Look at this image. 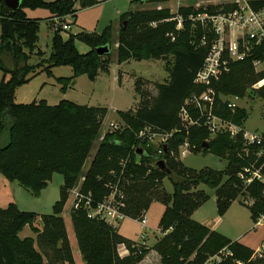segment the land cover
I'll return each mask as SVG.
<instances>
[{"label":"trees","instance_id":"obj_1","mask_svg":"<svg viewBox=\"0 0 264 264\" xmlns=\"http://www.w3.org/2000/svg\"><path fill=\"white\" fill-rule=\"evenodd\" d=\"M139 1L132 2L131 10L121 16L116 29L111 23L101 34L82 30L70 34L67 39L61 28L54 30L52 52L47 58L38 49L42 20L28 17L24 9H46L51 15L50 20L55 17L63 20L73 15L76 21L79 11L99 2L23 0L21 8L12 11L4 0L0 1V71L4 73L0 84V174L9 182H17L29 190L35 198L47 189L55 174L63 177L60 198L50 215L21 211L14 203L0 208V264H76L62 213L69 191L83 177L82 193H92L95 205L109 197L111 185L124 191L123 212L127 218L139 221L154 202L165 205L160 220L165 236L153 247H143L138 257L134 253L135 242L122 236L119 227L90 217L83 206L73 208L71 222L86 264H139L153 250L160 255L162 264H236L238 261L264 264V257H255L251 248L193 220V214L209 200L205 191L197 189L199 185L216 191L221 216L235 201L248 196L251 202L241 203L249 207L252 221L257 225L264 217V183L252 177L256 172L264 177V151L261 157L257 156L260 150H264V144L246 146L243 132L234 137L221 134L208 142L210 134L205 126L206 120L193 108L188 111L194 121H199V126H181L180 112L187 99L206 90L194 82L214 38L201 24L190 21L189 16L229 9L218 6L205 10L180 9L177 14L183 19V28L177 30L176 14H170L168 9L138 10ZM168 1L146 0L151 3ZM251 5L260 9L264 7V0H253ZM204 36H207L206 45H202ZM77 42L89 47V52L80 53ZM113 43L117 45L118 65L130 60H162L166 62L169 75L166 83L155 85L156 96L148 91L149 83L145 79L135 80L134 90L140 101L135 114L120 113L125 122L122 130L108 132L103 137L100 135V127L108 113L104 107L79 105L69 100L57 105H49L46 100L16 103L20 86L42 73L53 77L54 68L72 69L71 77L55 79L63 93L74 87L82 75L94 81L100 73L110 74L112 53L99 56L96 49L109 46L112 51ZM34 55L41 60L37 65L30 64ZM256 60L264 61V44L246 60L231 63L230 72L212 84L216 93L213 114L240 128L249 118L247 110L230 109L229 103L222 98H245L252 86L264 79V71H255L253 64ZM6 61L10 64L7 65ZM253 92L264 101V87L253 89ZM146 127H154L163 133L175 131L163 157L165 170L156 167L161 157L153 148L143 150L146 155H139L134 150L139 146V133ZM185 144L195 155L213 154L227 160V172L186 167L178 157L179 148ZM170 150L176 153V157L170 156ZM89 159L92 162L85 172ZM225 174L228 179L224 182ZM164 179L172 183V195L163 188ZM39 218L42 228L36 226ZM28 225L36 239L19 237ZM120 245L129 250L128 257L119 256ZM225 252L229 254L223 255ZM216 257L221 260L210 261Z\"/></svg>","mask_w":264,"mask_h":264},{"label":"rangeland","instance_id":"obj_2","mask_svg":"<svg viewBox=\"0 0 264 264\" xmlns=\"http://www.w3.org/2000/svg\"><path fill=\"white\" fill-rule=\"evenodd\" d=\"M46 1L54 2L57 0ZM97 1L99 4L81 10L77 14L76 21L73 15L62 20L70 26L68 33H62L65 39H67L70 34H78L82 30L101 34L111 23L114 24L115 29L118 28L120 25L118 21L120 18L119 12L121 11V14H124L130 11L131 2L135 0ZM217 6L222 7L223 10L227 8V10L229 9L228 11H230V9L234 7V0H169L168 2L162 3H151L146 2V0H140L136 9L142 11L168 9L170 14H176L177 17H179L177 13L180 9L205 10ZM24 11L28 17L42 20L38 49L45 53L46 58L49 57L52 52V40L55 35L49 22L51 16L49 11L42 8H25ZM73 22L75 23L73 24ZM77 47L82 54L90 50L89 47L80 42H77ZM116 49L117 45L113 43L111 51L113 63L111 65L110 74L100 73L94 81H90L86 75H82L77 78L74 87L69 89L66 93H63L61 91V86L55 79L71 77L72 69L70 67L54 68L52 71L55 78L49 77L47 73H42L29 83L20 86L16 92V103L30 104L45 98L51 105H57L61 100H69L79 105L104 107L108 110V113L100 127V135L103 137L106 133L113 131L111 125L117 126V130H122L125 127V122L121 119L120 113L131 112V114H135L140 101V97L136 95L134 90L135 80L137 78L145 79L147 83H149L148 91H150L153 96H156L157 90L155 89V85L166 83L169 75L165 69L166 62L162 60L142 62L130 60L127 63L118 65ZM40 61V58L34 55L30 64L37 65ZM6 64L9 65L10 63L6 61ZM260 69L264 71V64ZM119 76L120 83L118 79ZM3 77L4 73L0 71V84ZM234 99L235 97L232 96L223 97L224 102L231 103ZM237 103L239 104L238 107L246 109L249 115L242 130L261 134L264 131V101L257 97L252 89L248 92V96L240 98ZM181 126L185 127L183 120L181 121ZM223 133L226 134L225 132ZM209 134L208 142L215 139L218 135H221L220 133L215 134L211 131H209ZM158 142L164 143L161 141ZM96 149L97 148L92 151V155L95 154ZM183 150L184 149H182V151ZM180 160L186 167L194 170L210 168L224 173L228 170L227 160L218 158L213 154L195 155L188 151L185 155L181 156ZM91 162L92 159L86 162L84 167L85 172L89 169ZM252 177L254 178V174ZM262 178L264 177L262 176ZM227 179L228 176L226 175L224 177V182L227 181ZM62 185L63 177L59 174H55L53 179L49 182L47 189L42 192L39 198H35L29 190L23 188L17 182H9L0 174V208H4L7 198L9 197L17 200L20 209L24 212H33L39 216L50 215L53 212L54 204L60 198V189ZM77 185L74 188H76ZM163 188L171 195L174 193V187L167 179L163 180ZM197 189L205 191L209 196V200L198 209L193 220L196 222L201 220L209 222L212 227L216 228L218 233L229 239H240L241 244L251 248L256 253V250L264 244V218L260 225H256L252 221L249 207L241 203V201L250 203L251 199L248 196L238 199L232 204L228 212L221 216L216 204V191L204 185H199ZM72 190L69 191V198L62 213L67 222V227L69 228H72L70 220L71 209L74 202ZM164 210L165 205L163 203L154 202L147 211L148 225L146 228L142 226L140 221L131 218H125L117 225L122 236L135 242V257L139 256L143 247H153L165 236V233H163L160 228V220ZM39 220L41 219L39 218L36 221V226L39 225Z\"/></svg>","mask_w":264,"mask_h":264},{"label":"built area","instance_id":"obj_3","mask_svg":"<svg viewBox=\"0 0 264 264\" xmlns=\"http://www.w3.org/2000/svg\"><path fill=\"white\" fill-rule=\"evenodd\" d=\"M253 0H234L235 8L228 12L219 13H201L196 16L190 15L189 20L193 23H199L206 30L207 33L213 34L214 38L211 41V46L208 54L204 60L203 66L197 72L195 77V84L201 87H205L206 90L201 94H192L185 106L180 112V119L184 121L185 127L199 126V121H194L190 114L189 108H193L201 113L205 118V126L209 131L217 134H230L236 136L238 133L243 132V139L245 145L261 146L264 144V131L261 134L245 132L242 128L235 126L229 122L222 120L221 118L213 114V109L216 102V93L212 87L214 82H219L222 77L230 72L231 63L241 62L254 54L255 49L264 44V7L255 9L251 5ZM257 1V0H255ZM65 19V18H64ZM178 21L177 30L183 28L182 17H177ZM52 29H62L63 33L70 30L69 24L64 23L61 18L55 17L53 20ZM156 26V24H153ZM207 44V36L203 37L202 45ZM264 61H254V68L257 73L261 71V66ZM264 87V79L252 86V89L257 90ZM233 101L228 102L230 109L238 107L237 101L239 97L234 96ZM223 100V98H222ZM240 108V107H239ZM113 131L118 127L111 125ZM175 131L171 133H163L155 129L154 127L144 128L138 135L139 146L134 147V150L142 149L147 150L153 148L157 151L161 161L165 162L163 158L168 152L169 141L173 137ZM158 141L164 142L159 143ZM145 147V148H144ZM182 149H184L182 151ZM189 151V145L185 144L179 148V159ZM264 150H260L257 153L258 157H261ZM170 156L176 157V153L170 150ZM254 178L264 183V178L259 172L254 173ZM85 178H81L76 188L72 190L74 196L73 208H83L88 212L90 217H97L105 220L111 225L117 226L119 222L127 218L123 212L125 208L126 195L118 186H110L111 193L104 202L95 205L92 193H82L83 183ZM252 182L248 180V184ZM264 217H262L257 225H260ZM144 228L147 227L148 219L147 212H144L139 220ZM229 254L225 252L223 255ZM255 257H264V244L256 250ZM220 257L212 258L210 261L219 262ZM236 264H244L241 261Z\"/></svg>","mask_w":264,"mask_h":264},{"label":"crops","instance_id":"obj_4","mask_svg":"<svg viewBox=\"0 0 264 264\" xmlns=\"http://www.w3.org/2000/svg\"><path fill=\"white\" fill-rule=\"evenodd\" d=\"M1 1V0H0ZM136 1V0H135ZM131 5H132V2H131ZM80 12V11H79ZM78 12V13H79ZM122 12L120 11L119 12V15H120V18H121V16L123 15V14H121ZM78 16V15H77ZM120 18L118 19V21H120ZM49 22H50V25L51 24H53V21L52 20H50L49 19ZM51 27H52V25H51ZM87 32V31H86ZM110 72H111V69H110ZM52 73H53V71H52ZM53 78H55V76H54V73H53ZM77 82V81H76ZM76 85V84H75ZM44 87V86H43ZM42 92H43V90H42ZM41 92V93H42ZM64 95H66V94H64ZM42 100H46L47 102H48V104L49 105H51L50 104V102L47 100V99H42ZM39 101V100H38ZM61 101H63V100H61ZM60 101V102H61ZM59 102V103H60ZM12 183V182H11ZM13 183H16V182H13ZM10 203H14V204H16L17 205V207L20 209V207H19V204H18V202H17V200H14L13 198H7V201H6V205L4 206V208L5 207H7ZM21 210V209H20ZM72 210V209H71ZM70 210V211H71ZM21 211H23V210H21ZM197 212H198V210L193 214V218H194V216H196V214H197ZM62 216H63V214H62ZM64 218V217H63ZM71 218V217H70ZM64 220H65V218H64ZM71 220V219H70ZM66 222V221H65ZM197 222H199V223H201V224H203V225H205V226H207L208 228H210L211 230H213V231H216V228L215 227H212V225L209 223V222H207V221H197ZM72 223V222H71ZM148 225V224H147ZM39 228H42V226H43V224H42V221L41 220H39ZM37 226V227H38ZM66 226H67V222H66ZM67 230H68V236H69V239H70V243H71V246H72V251H73V256H74V260H75V263L76 264H86L85 262H84V259H83V256H82V254H81V252H80V250H79V248H78V244H77V240H76V237H75V233H74V229H73V226H72V228L70 227H67ZM122 235V234H121ZM19 237L21 238V239H25V238H28V237H32V238H34V239H36V235L33 233V231H32V229H31V227L28 225V226H26L23 230H22V232L19 234ZM231 239V238H230ZM232 241H238V242H240V239L239 240H233V239H231ZM151 248V247H150ZM118 253H119V256L121 257V258H126V257H128L129 256V254H130V252H129V250L126 248V246L125 245H120L119 247H118ZM139 264H162L161 263V257H160V255L156 252V251H151V252H149L148 253V255L144 258V260L142 261V262H140Z\"/></svg>","mask_w":264,"mask_h":264},{"label":"water","instance_id":"obj_5","mask_svg":"<svg viewBox=\"0 0 264 264\" xmlns=\"http://www.w3.org/2000/svg\"><path fill=\"white\" fill-rule=\"evenodd\" d=\"M22 1L23 0H4L5 5L7 6L8 9L15 11L21 8L22 5ZM126 24V23H124ZM96 52L99 56H104V55H108L111 53V48L109 46H105V47H100L96 49ZM205 146H207V144H205ZM137 153L139 155H146L147 153L141 149L137 150ZM156 167L161 169V170H165L166 169V164L164 161H159L156 164Z\"/></svg>","mask_w":264,"mask_h":264}]
</instances>
